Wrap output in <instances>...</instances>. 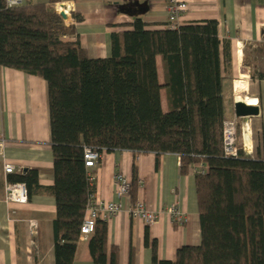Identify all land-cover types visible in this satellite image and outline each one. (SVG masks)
<instances>
[{
    "label": "trees",
    "instance_id": "1",
    "mask_svg": "<svg viewBox=\"0 0 264 264\" xmlns=\"http://www.w3.org/2000/svg\"><path fill=\"white\" fill-rule=\"evenodd\" d=\"M61 1L9 7L0 0V66L48 82L56 264L74 263L95 191L89 181L93 172L85 164L86 147L158 157L178 154L182 175L193 164H209L207 173L195 174L200 245L183 246L175 261H162L155 241L153 264H264V160L243 151L239 157H225L223 127L230 120L226 96L228 90L234 101L235 80L229 74L231 44L220 41L217 21L149 31L137 20L132 31L113 34L110 57L90 58L72 39L73 26L56 11ZM73 17L81 21L77 14ZM159 56L168 75V112L162 108ZM12 182L25 184L29 199L42 190L35 169ZM138 193L134 178L132 203ZM89 240L94 264H107L105 220L97 221ZM118 257L112 249L111 264H118Z\"/></svg>",
    "mask_w": 264,
    "mask_h": 264
},
{
    "label": "crops",
    "instance_id": "2",
    "mask_svg": "<svg viewBox=\"0 0 264 264\" xmlns=\"http://www.w3.org/2000/svg\"><path fill=\"white\" fill-rule=\"evenodd\" d=\"M168 1L62 0L55 7L68 11L64 20L74 28L72 39L79 41L90 58H107L112 54L113 34L132 31L137 20H143L149 31L171 29ZM182 1L188 4V8L179 27L217 21L220 41H230L231 77L236 70L238 44L249 61L245 67H251L249 59L256 61L253 63L257 70L248 71L247 83L249 95L258 99L259 114L250 117L247 124L253 146V153L247 156L264 160V78L261 76L264 73V0ZM47 2L24 0L22 4ZM73 14H77L81 21ZM157 67L158 81L163 86L162 108L168 112V75L160 56L157 57ZM234 104L235 98L230 100V120L235 117ZM239 122L242 124L244 119ZM52 146L48 82L21 70L0 66V264H56L54 223L57 203L49 191L55 183ZM6 164L15 167L14 173L5 172ZM31 169L39 172L42 190L35 192L25 203L8 201L7 183H21L12 180ZM180 169L178 154L167 153L158 157L152 152L131 150L104 152L98 165L90 169L96 177L98 199L106 202L118 200L114 176L120 172L131 181L137 179L138 199L151 211L160 214L157 223L147 225L130 215L131 195L124 198V209L106 221L107 264H111L114 248L118 250V264H153L155 241L162 261H175L183 246L200 245L196 175L192 170L182 175ZM170 206L184 213V225L175 224L165 212ZM32 225L36 227L35 232ZM89 239L90 236H81L73 264H94Z\"/></svg>",
    "mask_w": 264,
    "mask_h": 264
},
{
    "label": "built area",
    "instance_id": "3",
    "mask_svg": "<svg viewBox=\"0 0 264 264\" xmlns=\"http://www.w3.org/2000/svg\"><path fill=\"white\" fill-rule=\"evenodd\" d=\"M24 0H6L9 7L21 5ZM188 8V4L182 0H169L167 4L168 19L170 22L169 27L174 30L179 28V22ZM56 11L61 14L68 11L64 8L57 7ZM240 122L239 118L234 117L231 120L225 122L223 127V141H224V154L225 157H239V152L243 151L246 155L253 153V146L250 144L249 131L250 127L245 124L241 126L239 130ZM104 151L100 152L93 147H86L84 151L85 164L91 169L98 165L102 159ZM191 170L194 174H205L209 170V164L206 162H200L193 164ZM15 171V167L12 164H6L5 172L12 174ZM89 181L91 186L95 189L96 177L94 174L89 175ZM114 182L116 185L117 201L106 202L96 197V192L90 194L89 202L87 205V213L81 226V236L87 237L94 233L99 219L107 221L108 219L116 216L124 209L122 200L129 198L131 195L132 181L126 177L123 173H117L114 176ZM6 197L8 201L17 203H25L28 201V190L23 183H7L6 185ZM165 212L170 215L177 225H184L186 218L184 213L175 206L168 207ZM130 215L143 221L147 225H153L158 222L160 214L151 211L146 204L138 199L129 208ZM35 225H32V230L35 232Z\"/></svg>",
    "mask_w": 264,
    "mask_h": 264
},
{
    "label": "bare ground",
    "instance_id": "4",
    "mask_svg": "<svg viewBox=\"0 0 264 264\" xmlns=\"http://www.w3.org/2000/svg\"><path fill=\"white\" fill-rule=\"evenodd\" d=\"M241 45L236 46L235 62L237 66V80L234 82V98L237 102H246L248 105L258 106V99L249 95L247 79L249 77L248 67H244V54Z\"/></svg>",
    "mask_w": 264,
    "mask_h": 264
},
{
    "label": "water",
    "instance_id": "5",
    "mask_svg": "<svg viewBox=\"0 0 264 264\" xmlns=\"http://www.w3.org/2000/svg\"><path fill=\"white\" fill-rule=\"evenodd\" d=\"M61 16L64 19H67V15L65 12H62ZM234 111H235V117L244 119L245 124H248L250 117H254L259 114V107L248 105L246 102H242V101L237 102L235 100Z\"/></svg>",
    "mask_w": 264,
    "mask_h": 264
},
{
    "label": "rangeland",
    "instance_id": "6",
    "mask_svg": "<svg viewBox=\"0 0 264 264\" xmlns=\"http://www.w3.org/2000/svg\"><path fill=\"white\" fill-rule=\"evenodd\" d=\"M244 67H245V64H247V63H249V61L248 60H246L247 58H246V56H244ZM250 60V62H251V67L250 68H248V71L249 72H254V71H256L257 70V65L255 64V63H253L255 60H253L252 58L251 59H249ZM248 61V62H247ZM256 62V61H255ZM236 66V65H235ZM236 70H235V72H234V75H232V78H234V80H237V66H236V68H235ZM235 82V81H234ZM226 89H228V88H226ZM250 93V92H249ZM250 96H252V95H250ZM230 112H231V110H230V92L227 90V96H226V116L228 117V118H231L230 116ZM239 120H240V118H239ZM243 125H245V122H243L242 124H241V126H243ZM249 125V124H248Z\"/></svg>",
    "mask_w": 264,
    "mask_h": 264
}]
</instances>
